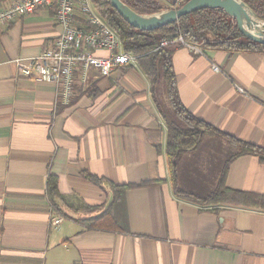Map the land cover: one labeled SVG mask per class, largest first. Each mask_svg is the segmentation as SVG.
<instances>
[{
    "label": "crops",
    "instance_id": "0c3cea01",
    "mask_svg": "<svg viewBox=\"0 0 264 264\" xmlns=\"http://www.w3.org/2000/svg\"><path fill=\"white\" fill-rule=\"evenodd\" d=\"M60 32L48 8L0 26V264H264L263 209L198 205L173 193L164 120L137 61L107 76L76 68L67 104L54 84L20 73L15 60L38 56ZM174 45L183 106L264 148V49L202 45L196 53ZM237 151L221 136L204 137L179 157L178 185L200 198L221 183L264 196V162L232 159ZM49 175L57 178L54 205ZM143 181L153 183L125 193L129 234L84 229L77 220L108 207L111 184ZM88 207L97 209L74 210Z\"/></svg>",
    "mask_w": 264,
    "mask_h": 264
},
{
    "label": "trees",
    "instance_id": "16d2710c",
    "mask_svg": "<svg viewBox=\"0 0 264 264\" xmlns=\"http://www.w3.org/2000/svg\"><path fill=\"white\" fill-rule=\"evenodd\" d=\"M122 1L134 11L141 14H153L167 9L158 0ZM242 1L253 10L259 19L264 20V0ZM93 3L103 19L120 36L123 50L137 57V66L149 80L150 91L153 96L159 67L161 66L163 68L168 95L176 112V116L170 118L160 112L166 128L164 153L166 156L169 182L173 193L179 198L186 199L198 205L209 206L227 203L236 204L245 208H260L264 210V196L230 191L222 183L205 198H200L192 193L186 192L178 185L177 164L179 157L184 153L196 150L204 137L221 136L236 146L238 151L232 155V159L248 154L256 156L261 162H264V148L240 141L221 132L211 124L192 115L183 106L175 83L172 64L175 45L171 43L166 46H160V43L162 41L174 42L178 38H182L184 41L201 42L202 45H207L211 48H221L230 51L262 50L264 49V45L246 38L241 33L236 19L223 7L201 8L157 30L141 31L128 24L111 7L110 0H93ZM176 45L180 46L178 43ZM87 178L96 184H100L101 179L97 177L87 176ZM151 183L153 181L122 185L111 184L113 194L112 201L108 207L92 216L77 220L82 223L84 229L107 230L129 234L130 229L125 211V193L130 188L145 187ZM46 192L51 203H53L54 198L59 194L56 176H48ZM230 194L232 198H230ZM96 209V207H88L74 210H88L91 212Z\"/></svg>",
    "mask_w": 264,
    "mask_h": 264
},
{
    "label": "built area",
    "instance_id": "2783aa9c",
    "mask_svg": "<svg viewBox=\"0 0 264 264\" xmlns=\"http://www.w3.org/2000/svg\"><path fill=\"white\" fill-rule=\"evenodd\" d=\"M165 8L175 9L186 0H158ZM48 8L61 27L60 34L52 46L38 56L18 58L15 63L20 73L37 82L54 84L62 101L70 102L73 74L76 68L87 70L97 68L101 75H109L115 68L136 62L137 57L123 50L118 33L99 14L93 0H13L0 6V26L18 17ZM166 9V10H167ZM180 44L196 53H202V43L184 41H162L160 46ZM106 51V56H98L96 51ZM213 70L218 68L213 66ZM62 217L55 219L59 223Z\"/></svg>",
    "mask_w": 264,
    "mask_h": 264
},
{
    "label": "water",
    "instance_id": "95a60500",
    "mask_svg": "<svg viewBox=\"0 0 264 264\" xmlns=\"http://www.w3.org/2000/svg\"><path fill=\"white\" fill-rule=\"evenodd\" d=\"M110 5L128 24L141 31L157 30L201 8L223 7L236 19L241 33L246 38L264 45V25L259 24L264 20L259 19L242 0H187L178 8L162 10L153 14L138 13L122 0H110Z\"/></svg>",
    "mask_w": 264,
    "mask_h": 264
},
{
    "label": "rangeland",
    "instance_id": "374dc122",
    "mask_svg": "<svg viewBox=\"0 0 264 264\" xmlns=\"http://www.w3.org/2000/svg\"><path fill=\"white\" fill-rule=\"evenodd\" d=\"M157 77L158 78L154 89V97L158 102L161 112L169 118L174 117L176 116L175 108L173 107V104L169 98L166 79L161 66L159 67Z\"/></svg>",
    "mask_w": 264,
    "mask_h": 264
},
{
    "label": "bare ground",
    "instance_id": "6f19581e",
    "mask_svg": "<svg viewBox=\"0 0 264 264\" xmlns=\"http://www.w3.org/2000/svg\"><path fill=\"white\" fill-rule=\"evenodd\" d=\"M261 26H263L264 25V22H261V23H259Z\"/></svg>",
    "mask_w": 264,
    "mask_h": 264
}]
</instances>
